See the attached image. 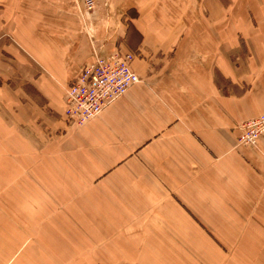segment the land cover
Returning a JSON list of instances; mask_svg holds the SVG:
<instances>
[{
    "label": "crops",
    "instance_id": "1",
    "mask_svg": "<svg viewBox=\"0 0 264 264\" xmlns=\"http://www.w3.org/2000/svg\"><path fill=\"white\" fill-rule=\"evenodd\" d=\"M210 2L214 15L198 10V22L172 0H109L82 22L73 0H0L11 159L27 160L24 183L40 189L3 194L0 264H241L256 254L264 136L239 146L238 127L264 114V0H248L244 18ZM119 50L135 53L141 82L70 127L68 87L97 54Z\"/></svg>",
    "mask_w": 264,
    "mask_h": 264
},
{
    "label": "rangeland",
    "instance_id": "2",
    "mask_svg": "<svg viewBox=\"0 0 264 264\" xmlns=\"http://www.w3.org/2000/svg\"><path fill=\"white\" fill-rule=\"evenodd\" d=\"M172 1L177 2L178 5H181V6L183 5L184 10L186 11L187 18L193 22H198L201 16V14L197 12L198 10L203 11V13L207 15L208 18L214 15L215 6L214 4H212V2H210V0H207V4L205 3V0H172ZM219 1L224 5V15L225 16L227 17L228 15L229 17L237 16V18H242V17L244 18L248 16V10H249L248 3H247L248 0H219ZM255 1H256L255 5L257 6L258 0H255ZM73 2H74L73 3L74 6L77 4L80 5L81 3L82 8L79 9V14L81 15L82 22H84V18L86 14L88 13H93V12L97 13L98 14L97 18H100V16H103L104 14L102 13L103 14L102 15L100 13V9H103V11L106 10V8L108 7L109 0H93L94 7L92 9H89V0H73ZM250 7H251V0H250ZM106 13L107 11H105V16H106ZM192 26L194 27L195 25H192ZM196 27H197L196 28L197 30H199V28L200 29L203 28L201 30H204L206 28V26H204L203 24H197ZM3 39L4 41L6 40V42L9 44L8 46L11 49V35L5 34ZM130 53L136 56L135 53L133 52H130ZM4 58L10 59L9 61L10 65L1 63L0 61V72H2L0 73V201H3L2 198L4 197L3 196L4 193H13L17 195L16 193L17 191H23V192H30V191L39 192L40 191L39 185L32 184L30 185L31 186L30 188L24 183V179L22 176L24 174H30L29 171H31V168L23 166L24 164H26L27 160L22 159V158L16 159V160L11 159V50L6 49V51L3 52L0 59H4ZM3 68H6L8 70L5 69V71H3L2 70ZM20 96L21 95H19L18 97ZM65 118L67 119L66 116ZM67 121L69 122L70 127L71 126L72 127L82 126V125L74 124L70 122L68 119ZM245 122L240 123L238 127L239 136L241 135L240 127ZM53 132L55 133V131ZM60 132L61 130L58 133ZM20 155L23 157V153H20ZM36 170L39 171L38 168ZM14 198H18V196H15ZM114 234L117 235L118 233H114V231L108 232V235L110 236L111 239H114ZM246 234L249 236L250 233H246ZM250 238H251V234H250ZM254 248L256 251H253V252H255L256 254L248 253V252L243 253L241 257V264H264V253H263L264 251V230L262 229L261 231L256 232ZM100 249L103 250L101 247ZM192 250L189 251V254L192 253ZM115 254L118 258L120 257L117 252ZM184 258L186 259L185 263L190 261L189 264H201L196 259L188 258V257L187 258L184 257ZM101 260L100 258H97L94 261V264H104L102 263ZM66 264H70V263L67 262Z\"/></svg>",
    "mask_w": 264,
    "mask_h": 264
},
{
    "label": "built area",
    "instance_id": "3",
    "mask_svg": "<svg viewBox=\"0 0 264 264\" xmlns=\"http://www.w3.org/2000/svg\"><path fill=\"white\" fill-rule=\"evenodd\" d=\"M93 7V0H89V9ZM135 58L132 53L120 50L109 55L97 54L95 61L83 69L66 93L67 119L83 125L141 82L133 70ZM240 130L239 145L256 146L264 136V115L243 123Z\"/></svg>",
    "mask_w": 264,
    "mask_h": 264
}]
</instances>
